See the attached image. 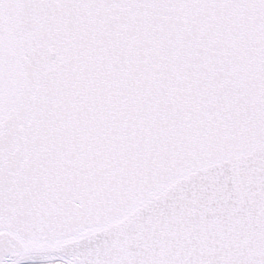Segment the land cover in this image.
<instances>
[{
    "label": "snow or ice",
    "instance_id": "snow-or-ice-1",
    "mask_svg": "<svg viewBox=\"0 0 264 264\" xmlns=\"http://www.w3.org/2000/svg\"><path fill=\"white\" fill-rule=\"evenodd\" d=\"M0 264H264V0H0Z\"/></svg>",
    "mask_w": 264,
    "mask_h": 264
}]
</instances>
